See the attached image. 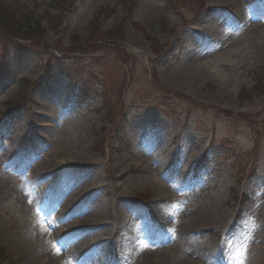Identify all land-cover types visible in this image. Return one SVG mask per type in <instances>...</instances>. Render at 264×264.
Wrapping results in <instances>:
<instances>
[{
	"label": "rangeland",
	"instance_id": "1",
	"mask_svg": "<svg viewBox=\"0 0 264 264\" xmlns=\"http://www.w3.org/2000/svg\"><path fill=\"white\" fill-rule=\"evenodd\" d=\"M134 1L131 20L124 0H0L6 11L0 13V61L7 57L19 74L9 88L1 76L0 113L18 94L21 80L43 76L48 50L60 57L74 52L77 42L84 44L80 50L85 53L89 36H102L92 46L95 56L76 55L104 80L101 65L119 53L108 41L123 24L125 46L142 54L133 53L139 57L136 86L125 92L126 132L133 141L129 155L109 141L110 133L107 138L102 133L100 98L74 102L73 91H66L67 83L57 78L42 91L36 85V96L20 114L18 129L6 135V143L12 152L22 149L23 129L30 127L48 148L27 163L12 159L0 145V246L9 256L0 264H264V97L241 99L256 86V75L264 74V0H209L207 18L205 11L198 16L193 9L197 0H176L177 10L171 11L162 0ZM98 14L101 21L92 30L90 23ZM54 15L61 16L53 22L55 29L44 32ZM162 19L167 30L160 25ZM29 29V38L19 35ZM110 33L115 35L103 38ZM151 36L164 45L157 49L158 58L148 42ZM145 67L156 69L168 91L186 94L203 107L188 108L179 99L169 103L178 119H165L148 97L152 89ZM111 73L115 94L118 79ZM108 101L116 103L115 98ZM217 109L237 117L225 118ZM35 113L41 117L37 123L31 119ZM6 127L10 129L4 120L0 130ZM252 127L261 130L257 140ZM100 143L105 154L97 147ZM209 146L205 164L194 171L195 160ZM134 160L147 163L128 169ZM173 160L183 164L175 174L167 173ZM66 162L73 168L63 167ZM14 163L18 165L11 167ZM89 166L93 169L85 168ZM27 172L32 175L27 177ZM52 172H59L57 187L49 177ZM123 173L126 178L118 181ZM86 185L105 187L70 213ZM233 188L249 202L235 205ZM142 196L148 200L138 201ZM239 209L241 220L236 218ZM96 219L107 226L100 232L84 228V222ZM67 232H72L69 250L63 243ZM100 242L108 244L87 250Z\"/></svg>",
	"mask_w": 264,
	"mask_h": 264
},
{
	"label": "bare ground",
	"instance_id": "2",
	"mask_svg": "<svg viewBox=\"0 0 264 264\" xmlns=\"http://www.w3.org/2000/svg\"><path fill=\"white\" fill-rule=\"evenodd\" d=\"M144 128H145V125H144ZM66 164L69 165L68 162H66ZM52 165H53V164H50L48 167L51 168ZM90 186H91V185H86V186H84V187L82 188V190L77 194L76 198L72 201V205H75L76 207H79V206L83 203V201H84V196L88 193V190H87V189H88ZM70 231H71V230H70ZM69 233H70V232H69ZM47 236H49V233H47ZM69 241H70V239L67 240V238L63 240V242H64L65 244L68 243ZM71 247H72V248H75L73 245H72ZM66 248H67V250L70 249L69 244L66 246ZM66 248H65V249H66ZM28 254H29V256H27V257L32 261L33 258H30V257H32L33 254H31V253H28Z\"/></svg>",
	"mask_w": 264,
	"mask_h": 264
},
{
	"label": "trees",
	"instance_id": "3",
	"mask_svg": "<svg viewBox=\"0 0 264 264\" xmlns=\"http://www.w3.org/2000/svg\"><path fill=\"white\" fill-rule=\"evenodd\" d=\"M16 25H17V22L15 21L14 26H16ZM56 25H58V24H56Z\"/></svg>",
	"mask_w": 264,
	"mask_h": 264
}]
</instances>
